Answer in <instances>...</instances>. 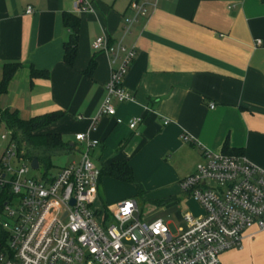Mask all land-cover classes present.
Listing matches in <instances>:
<instances>
[{"label": "crops", "instance_id": "obj_1", "mask_svg": "<svg viewBox=\"0 0 264 264\" xmlns=\"http://www.w3.org/2000/svg\"><path fill=\"white\" fill-rule=\"evenodd\" d=\"M89 1L92 11L79 10L75 0H0V76L4 63L21 64L0 96L1 108L15 109L24 119L63 111L50 130L71 147L66 152L76 153L74 161L86 149L75 135L89 131L98 140L88 148L94 165L127 161L143 190L140 196L153 194L162 210L196 204L179 181L193 173L204 152L223 153L225 141L264 170V0H158L125 35L132 0ZM65 12L79 19L71 66L63 60L70 34L62 21ZM99 35L135 48L123 79L132 100L113 101L115 115L100 117L90 129L110 75L107 54L91 47ZM90 63L93 69L86 73ZM28 66L46 70L48 77L30 79ZM136 116L141 122L130 129ZM131 194L112 201L134 199ZM101 204L96 201L95 207L106 211ZM219 260L264 264V230L249 227L240 247L221 253Z\"/></svg>", "mask_w": 264, "mask_h": 264}, {"label": "built area", "instance_id": "obj_2", "mask_svg": "<svg viewBox=\"0 0 264 264\" xmlns=\"http://www.w3.org/2000/svg\"><path fill=\"white\" fill-rule=\"evenodd\" d=\"M157 1L132 0L123 34L140 17H148ZM75 4L81 11H92L89 0ZM31 12L28 6L26 13ZM261 43L256 39V46ZM91 47L107 54L110 69L105 96L91 121L93 129L100 117L115 115L113 101L132 100L123 79L136 51L121 40L111 44L106 35L96 36ZM140 122L139 116L131 118L129 128ZM0 126V141L5 142L0 194L7 193L0 213V233L6 236L0 264H221L219 255L240 247L246 229L264 230V170L242 154L203 153L193 173L179 181L203 215L196 218L184 212V226L171 233L169 222L145 221L134 199L118 201L111 215L95 207L100 171L88 148L98 145V140L89 131L75 135L86 146L79 160L37 180L29 174L31 160L18 151L12 132ZM182 138L190 141L187 135Z\"/></svg>", "mask_w": 264, "mask_h": 264}, {"label": "trees", "instance_id": "obj_3", "mask_svg": "<svg viewBox=\"0 0 264 264\" xmlns=\"http://www.w3.org/2000/svg\"><path fill=\"white\" fill-rule=\"evenodd\" d=\"M62 21L64 27L70 31L68 39L63 43V60L68 66H71L76 55L79 19L76 14L65 12L62 15ZM93 66L94 64L90 63L86 73H89L93 69ZM20 67L21 64L18 62L4 63L2 65L0 96L6 93L9 81ZM28 69L30 79L48 77L46 70H38L33 66H28ZM63 116V111L56 110L24 119L17 110L0 107V124L12 132L18 151H22L23 156L29 160L36 159L39 166L43 165L45 173H48L53 167L51 162V156L53 154L71 149L59 133L51 131L50 129L48 130L52 124L60 120ZM222 152L224 154H241L239 150L230 148L227 141L223 144ZM99 171V181L102 176H109L116 180L133 184L136 187L137 194H142L143 190L134 177L127 161H114L107 166L101 167ZM6 198L7 193L4 190L0 194V213ZM5 238V234L1 232L0 250L6 246Z\"/></svg>", "mask_w": 264, "mask_h": 264}, {"label": "rangeland", "instance_id": "obj_4", "mask_svg": "<svg viewBox=\"0 0 264 264\" xmlns=\"http://www.w3.org/2000/svg\"><path fill=\"white\" fill-rule=\"evenodd\" d=\"M49 129H51V127H49L48 130ZM4 147H5V142L0 141V150L2 151ZM75 158H76L75 152L65 151V152L53 154L51 156V162L53 167L48 172H50L51 174L56 173V171L59 168L71 162ZM89 158L92 161H94L95 164H97L95 157L91 155L89 156ZM44 173H45V169L43 165H40L37 170L29 171V174L34 178H36L37 180L42 179ZM98 191H99V198L96 201L97 203L100 204L102 200V204L106 206V212L108 215L114 213V211L116 210V202L119 201L118 199L112 201V199L119 194L128 193L129 191H132L130 198H134L137 201L139 206L140 216L144 218V220L147 222L154 221L158 218L162 219L165 222H169L170 223L169 228L171 233H175L178 227L184 225V220H183L184 211L190 210L193 213L198 214L202 210V208L197 202L196 204L189 203L188 205L186 206L184 205L183 207H181L178 204L175 206V209L162 210L163 206L158 201L157 197L154 196L153 194L143 198L142 196L137 194L136 187L133 184L122 182L108 176L101 177V183H99ZM186 197H188V195ZM188 198H190L192 201L195 202L193 198L191 197ZM95 206H96V202H95ZM101 208L104 209V207L102 206Z\"/></svg>", "mask_w": 264, "mask_h": 264}, {"label": "water", "instance_id": "obj_5", "mask_svg": "<svg viewBox=\"0 0 264 264\" xmlns=\"http://www.w3.org/2000/svg\"><path fill=\"white\" fill-rule=\"evenodd\" d=\"M30 167L33 169V170H37L39 168V163L36 159H31L30 161ZM71 204H73V200H71L70 202Z\"/></svg>", "mask_w": 264, "mask_h": 264}]
</instances>
